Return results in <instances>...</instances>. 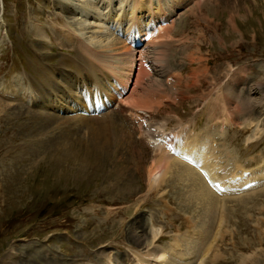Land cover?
<instances>
[{
    "label": "rangeland",
    "instance_id": "1",
    "mask_svg": "<svg viewBox=\"0 0 264 264\" xmlns=\"http://www.w3.org/2000/svg\"><path fill=\"white\" fill-rule=\"evenodd\" d=\"M144 1L132 29L131 0H0V264L12 243L16 260L8 264H102L136 249L134 232L149 238L151 224L161 230L157 244L183 234V248L192 226L210 229L199 201L188 200L173 175L161 194L147 190L153 146L142 129L181 128L186 137L207 130L208 145L227 152L216 154L224 172L239 173L228 158L245 172L264 163V130L251 143L245 138L254 125L243 131L244 116L258 113L247 98L264 96V0H180L174 15L154 23ZM100 29L126 46L131 33L153 31L140 59L148 63L160 103L143 109L151 115L146 123L135 112L121 113L118 104L59 108L76 104L78 95L94 99L87 54L69 39L79 34L97 49L96 39L106 34ZM74 79H81L77 89ZM7 90L14 95L3 96ZM236 96L247 101L245 109ZM221 120L232 124L210 127ZM119 124L124 141L118 150ZM95 130L110 143L100 154L87 146ZM255 185H235L221 195L226 221L204 264H264V188L248 191Z\"/></svg>",
    "mask_w": 264,
    "mask_h": 264
},
{
    "label": "bare ground",
    "instance_id": "2",
    "mask_svg": "<svg viewBox=\"0 0 264 264\" xmlns=\"http://www.w3.org/2000/svg\"><path fill=\"white\" fill-rule=\"evenodd\" d=\"M71 1V3H73L74 0ZM148 1L150 2L148 6L149 14L153 23L157 20L164 21L165 19H168L175 14L176 8L174 7L182 5L183 3L180 0L176 2H174V0ZM89 3L92 4L93 1ZM130 5V10L133 13L132 29H135L138 28L136 25L139 24V18L141 17H137L134 13L139 10L141 12L145 11L147 6L144 0H131ZM151 5H155V7L152 8ZM121 19H123L122 16ZM100 26L102 29L105 28L104 24H100ZM119 28L121 29L122 27ZM58 29L59 28L56 27V31H58ZM59 30V33L63 32L62 29ZM104 32L105 30L99 31V33ZM82 33L83 32H80V34ZM152 33V30L144 33L142 36L131 33L130 36L133 40L130 41V45L128 46L120 44V42L111 37L108 33L100 34V39H96L98 44L101 42V44L98 45V50L89 47L88 43L80 37L81 35L70 33L74 36L70 37V43L75 44L79 51H83L87 54V56H83L88 58L85 71L87 73V78L92 80L96 92L95 97L92 100L81 99V96L79 98L78 95V97H75L76 104H62L59 105V108L65 111H70L74 108L80 109L81 107L88 108V110L91 108L93 110L103 107L108 108L113 104H118V106L121 107V110H119L121 113L132 116L133 112L149 109L150 107H154L153 105H159L160 102L156 97H153V89H155L156 84L151 85L153 80L151 79L148 63L144 61V59H140L146 56L148 46L151 43L150 38ZM103 39H105V43L103 42ZM137 52L139 53V58L135 55ZM136 69V79L132 85L130 84V77L134 74ZM80 82L81 79H74V88L77 89ZM122 83H124V85L121 89L120 84ZM261 86L263 85L259 84L258 87L261 88ZM151 87H153V89H150ZM251 90L252 89H249V92ZM11 95L14 94L9 92V90L3 91V96L8 97ZM235 98L240 99L238 96ZM247 99L251 107L253 106L254 109H258L257 116H254L253 113L252 116V114L249 113V115H245L243 119V131L249 129L252 124L254 125L252 133L245 138L246 142L251 143L255 138L259 137L264 130V96L260 100H253L251 98ZM236 102H238L237 104L242 109L247 107V101L243 99L237 100ZM113 122L115 123L116 120ZM141 122L143 123V121ZM227 122L228 124L221 120L219 124L216 122L210 127L213 128L214 126H218L222 130L224 129L223 126L225 124L227 126L232 124L230 120ZM118 126L119 127L116 128L118 133H114V139H117L116 148L119 150L118 146H121L120 148H122L124 133L122 126L120 124ZM149 130L150 131H143L142 129L139 131L141 135H145L151 140L153 146L151 162L147 166V190L161 194L163 189H160V187L164 180L168 176L173 175L171 177H175L176 181H179L182 185V189L187 190L188 200L194 202L199 201L203 210H201L200 214L202 221L204 224L212 222L209 226L210 229L204 226L205 230H203V227L200 228L202 229L200 230L197 229L199 228L198 226H192L188 237L184 240L185 247L183 248L180 247L179 244L183 234H176L174 240L166 245L157 244L156 242L161 239V236H159L161 230L151 224L149 226V238L146 237L144 240L139 239L134 232L133 238L139 243V246H137L136 249L125 251L124 256L109 255L107 261L102 264H190V260L193 258L196 259L195 264H204L203 260L208 251L212 248V244H214V241L219 235L220 237L222 236L219 228L222 223L226 221L224 213V210H226L225 197H222L221 195L227 194L233 186H242L249 181H253L254 183L258 181V183L248 191L264 188V163L258 168L248 171L245 174V171H241L242 168L239 164L233 163L231 166L228 162V158L227 164H229L230 167L237 169L239 173H230L232 170L224 172V169L217 164L219 162V156L216 154L217 152H221L222 154L227 155V152L222 149L212 148L208 145L207 142L210 140V134L207 130L206 133L201 132L198 134L189 131L192 134L191 136L186 137L184 136L185 132H182V129L179 128L175 132H171L173 137L170 146H167L164 141L158 140L161 135H163L162 138L164 140H167L168 134L165 133L166 131L164 129H161L160 132L156 129ZM98 132L99 131L90 134V139L87 140V146L90 148H92L91 146H94V153L97 152L100 154L105 151L108 147L107 145L110 143L108 139L103 135L98 134ZM85 135L86 134H83V136ZM261 156L262 155H259V157ZM252 160L254 163L256 162L255 158H252ZM219 172H223L224 176H221ZM229 173L231 175L227 176ZM220 186L224 188L225 191H221ZM118 190L123 191L120 189ZM219 209H221L220 213L218 212ZM214 218L218 220L216 232L211 228V224L213 225L215 221ZM15 247L16 245L12 243L5 251V254L3 255V259H5L4 264L10 263L14 261V259L16 260ZM251 257L252 256H250V258ZM244 261L245 260L242 259V262Z\"/></svg>",
    "mask_w": 264,
    "mask_h": 264
}]
</instances>
